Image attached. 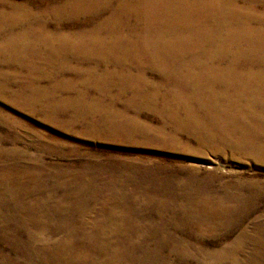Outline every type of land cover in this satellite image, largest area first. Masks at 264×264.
Instances as JSON below:
<instances>
[{"label": "bare ground", "instance_id": "bare-ground-1", "mask_svg": "<svg viewBox=\"0 0 264 264\" xmlns=\"http://www.w3.org/2000/svg\"><path fill=\"white\" fill-rule=\"evenodd\" d=\"M42 1L33 11L28 3L0 0V60L27 71L20 90L26 82L37 92L43 80L31 70L42 71L46 84L41 87L54 94L38 95L36 102L46 101L49 109L44 117L57 121L66 113V128L84 122L90 124L87 135L169 148L190 147L180 140L182 134L201 146L228 148L238 157L264 163V0ZM64 20L83 22L65 29ZM49 21L55 23L53 29ZM65 72L72 76L65 78ZM7 76L0 75V91H6ZM77 79L81 85H72ZM142 111L158 122L142 120ZM34 166L50 175L42 164ZM34 166L0 165V221L12 219L27 229L30 245L38 251L35 264L136 261L134 255L116 257L101 250L91 259L85 249H126L132 238L148 233L157 234L156 244L164 238L163 243L176 248L171 232L164 230H170L177 212L191 216L180 200L221 219L244 201L238 192L211 196L187 178L177 181L161 169L141 165L133 174L100 165L65 177L58 172L45 191L46 179ZM57 190L65 195L53 200ZM87 191H102L105 199L89 200L91 195L82 196ZM192 195L201 199L190 200ZM68 197L72 200H64ZM155 200H162L153 208L162 220L149 227L137 224L139 203ZM173 222L178 228L179 222ZM57 232L61 236L55 237ZM111 237L118 239L113 243ZM224 252L203 254L217 259ZM149 255L140 260L150 261Z\"/></svg>", "mask_w": 264, "mask_h": 264}, {"label": "rangeland", "instance_id": "rangeland-1", "mask_svg": "<svg viewBox=\"0 0 264 264\" xmlns=\"http://www.w3.org/2000/svg\"><path fill=\"white\" fill-rule=\"evenodd\" d=\"M13 1L28 3L29 8L33 11L37 10L38 5H43L42 0ZM47 17L48 19L52 18L50 15ZM82 22L83 20L78 22L64 20L62 25L65 29H70L79 26ZM48 26L53 29L56 25L53 21H49ZM1 60L0 75L8 74V84L6 91H0V154L5 158H0V165L8 163L9 167L18 164L32 167L42 164L48 169L49 176L39 166H34L33 170L40 171L42 177L46 179L43 188L45 191H50L55 183L53 175L58 172L64 173L65 177L71 171H78L85 167L97 168L96 166L100 165L101 168L108 169L122 170L126 168L133 174L135 171L133 168H136V165H141L144 168L147 166L149 170L161 169L163 174L172 176L177 181L187 178L191 181V185L205 188L206 193L208 192L211 196L227 192H238L244 196L239 199L244 201L239 203V208L234 209L232 216L229 215L223 219L201 213L196 206L189 207L188 200H180L178 204L181 208L185 209L186 207L191 212V216L184 211L177 212L175 215L177 219L172 220L171 227L169 226L170 230H164L171 232L170 235L173 237L176 248L167 245L168 242L167 244L163 243L164 238H158L156 244L157 234L150 235L148 233L142 238L132 236L134 238L130 242L132 245L134 243V247L131 245V247L122 249L121 246L114 245V247L103 246L102 248L85 249L87 253L89 252L91 259L102 251L103 253L109 252L108 254L113 253L116 257L134 255V258H137L136 261L124 263L103 258L101 262L90 260L86 264H264V163L252 158L238 157L228 148L218 150L210 149L205 145L201 146L193 140H187L182 134L180 140L188 141L190 147L181 143V147L169 148L155 143L124 142L91 136L87 135L90 124L84 122L74 124L75 128H66L62 123V120L68 117L66 113L61 114L57 121H51L52 118H46L43 114V112L49 111L45 106L47 105L46 101L36 102L39 93L43 96L47 94L50 98L54 97L53 92L41 87L46 84V78L41 76L42 71L38 68L31 70L36 77L43 80L37 92L32 91L26 82L20 90L19 81L27 71L19 69L13 61L3 60V58ZM63 75L65 78L72 76L70 72H65ZM147 76L154 78L153 73H147ZM72 85L80 86L81 80H75ZM40 90L44 92H39ZM73 93L70 92L71 96ZM63 94L62 96H64ZM116 106L119 107L117 104ZM140 117L142 120L154 124L158 122L156 117L148 111H142ZM84 130L86 132H83ZM90 172L99 171L90 170ZM100 172L103 173L102 170ZM236 182H238V186H234ZM178 193H180V189L174 190V195ZM64 195L63 190H57L52 198L54 200ZM90 195L92 199L89 200L105 199L102 191L82 193L85 198ZM182 195H180L181 199ZM200 197L196 198L192 195L190 200H200ZM27 198L30 200L31 196ZM64 200L72 199L68 197ZM137 200L148 199L141 197ZM159 201L162 200L142 204L138 202L141 206L138 209L140 216L137 224L149 227V225L157 224V221L162 220L159 211L153 209L154 202ZM2 202L4 201L2 200ZM2 202L0 200V203ZM50 203L53 204V202ZM95 206L98 207L99 202ZM151 211L153 212L151 213ZM164 217L166 218L163 220L169 216ZM176 220L179 222L178 228L173 222ZM73 221L78 222L77 220ZM0 223V264H35L33 257L37 250L30 245L27 229L12 219L9 222L0 221ZM161 223L163 224V222ZM58 233H55L57 235L54 236H61ZM76 239L73 241L76 242ZM38 249L42 252L44 248ZM83 249H80V254H83ZM221 250H225V252L217 259L203 254L204 252L212 254L213 251ZM148 254H150V261L140 260L146 258Z\"/></svg>", "mask_w": 264, "mask_h": 264}]
</instances>
